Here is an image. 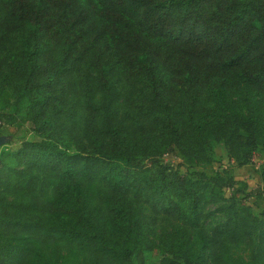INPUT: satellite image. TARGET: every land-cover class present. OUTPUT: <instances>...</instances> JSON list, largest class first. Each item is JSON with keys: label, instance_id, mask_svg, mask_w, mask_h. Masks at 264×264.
I'll return each mask as SVG.
<instances>
[{"label": "trees", "instance_id": "obj_1", "mask_svg": "<svg viewBox=\"0 0 264 264\" xmlns=\"http://www.w3.org/2000/svg\"><path fill=\"white\" fill-rule=\"evenodd\" d=\"M6 87L37 138L11 152L18 167L0 161V237L53 256L73 245L82 264H145L151 250L156 264H238V244L264 264V208L234 198L244 184L141 160L205 162L221 142L240 166L264 145V0H0ZM258 178L263 194L264 164ZM156 219L170 230L154 234ZM0 264L36 260L0 244Z\"/></svg>", "mask_w": 264, "mask_h": 264}, {"label": "rangeland", "instance_id": "obj_2", "mask_svg": "<svg viewBox=\"0 0 264 264\" xmlns=\"http://www.w3.org/2000/svg\"><path fill=\"white\" fill-rule=\"evenodd\" d=\"M25 103L22 101L18 109L14 108L13 96L9 88H3L0 91V113L11 115V119L0 118V161L4 165H14L18 167L17 163L13 162L11 152H13L22 141H29L36 139V134L30 129L25 114ZM210 160L205 162H188L175 153L167 152L163 154L152 155L151 152H146L142 157V162H147L151 158L157 159L161 164L167 165L171 169L177 171L181 176L188 178L192 177V173L200 171L203 174L210 176L218 174L221 176H230L233 181V188L238 187L241 183L244 184L243 192H234V198L247 205L248 209L254 214L258 213L264 208V193H258L261 183L258 178V172L264 164V145L257 146L251 153L249 160L243 165H236L232 160L226 157L224 148L221 142H213L211 150L208 153ZM193 178V177H192ZM48 186L45 187L46 199H51L50 186L53 180H48ZM92 190L89 189L85 193L86 202L91 204L90 194ZM231 193V189L221 188L219 194L227 197ZM62 193L58 195L59 201L62 200ZM7 198H10L7 196ZM54 199V197H53ZM55 201V200H54ZM212 204L208 203L204 209L212 208ZM65 214L52 215V219L65 220ZM222 219V215L214 214L207 218L203 225L205 227L211 226L214 222ZM154 234L168 232L169 225L166 222L155 220L154 225L151 226ZM190 235V242L193 248L197 247L195 238ZM151 240L156 243V237L150 236ZM0 244L8 245H22L25 248H30L36 260V264H82V256L73 245H69L66 249L60 250L56 256H53L50 251L46 253L38 249L35 242L20 237L19 240H8L0 237ZM226 252L238 264H248V250L241 244L236 246H229ZM145 264H156L160 258V253L156 250L147 251L143 254Z\"/></svg>", "mask_w": 264, "mask_h": 264}]
</instances>
